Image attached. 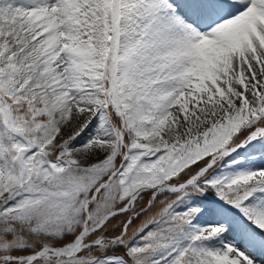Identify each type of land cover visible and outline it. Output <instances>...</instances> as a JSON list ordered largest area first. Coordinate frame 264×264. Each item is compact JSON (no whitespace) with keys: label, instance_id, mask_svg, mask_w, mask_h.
Segmentation results:
<instances>
[{"label":"snow or ice","instance_id":"obj_1","mask_svg":"<svg viewBox=\"0 0 264 264\" xmlns=\"http://www.w3.org/2000/svg\"><path fill=\"white\" fill-rule=\"evenodd\" d=\"M0 264H264V0H0Z\"/></svg>","mask_w":264,"mask_h":264}]
</instances>
